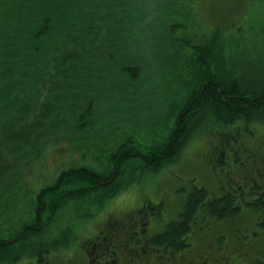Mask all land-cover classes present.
Instances as JSON below:
<instances>
[{"label":"trees","instance_id":"1","mask_svg":"<svg viewBox=\"0 0 264 264\" xmlns=\"http://www.w3.org/2000/svg\"><path fill=\"white\" fill-rule=\"evenodd\" d=\"M196 3V0H0V91L8 87L5 90L8 97L0 99V121L5 120L1 128L10 126L9 123L18 127L32 119L31 114L17 117L21 106L13 105L12 100L19 103L27 97L43 103L58 93L73 100L78 92L83 94L79 102L86 103L79 119L81 130L88 128L81 133H87L91 146L101 150L103 147L93 141L97 116L116 115L125 107L133 110L143 98H165V81L177 88L174 96L183 95L186 90L184 98L172 97L176 101L170 102L169 107L147 106L152 110L150 126L145 127L153 137L150 144L129 136L111 154L112 167L105 161L101 168L69 165L52 183L38 189L31 217L27 220L24 216L23 222L8 234L0 232V264H15L32 256L39 263L48 264L53 252L69 247L79 238L74 225L80 217L93 216L99 207L142 177L179 158L190 137L203 131L209 122L231 125L241 121L247 128L228 139H246L253 133L248 124L264 121V78L241 76L233 59L234 50L246 54L248 45L259 47L260 43L247 39L255 33L249 34L241 25L238 33L245 31V34L238 39L231 35L222 38L215 30L203 33V40L195 34L185 35L190 14L197 11ZM257 30L263 31L264 27ZM261 35L264 37V32ZM171 45L193 50V59L187 60L191 61L189 65H173L175 62L167 55ZM226 47L231 52H226ZM193 61L194 67L187 69ZM153 66L146 77L145 72ZM120 75L130 79L132 85H123ZM53 76H58L59 89H52ZM180 76H192L193 80L182 89ZM148 83L151 88H146ZM139 84L145 87L147 96L146 91L136 92ZM131 87L133 91L128 90ZM112 99L117 106L108 107ZM128 99L133 104L129 105ZM37 106L33 102L29 108L34 117L39 113ZM61 106L66 107V103L61 101ZM45 123L52 124L49 120H42L40 128L39 124H33L30 137L44 130ZM13 168L15 178L16 165L5 166L8 176ZM184 192L187 194L183 210L152 237V246L177 249L184 246L185 237L190 240L195 214L210 195L202 185ZM27 198V192L15 189L13 184L8 187L1 183L0 218L14 214ZM209 202L210 209L220 216L234 213L226 198ZM150 206L142 210L149 212ZM78 207L81 209L77 210ZM70 211L79 213L71 215ZM129 217L110 220L120 223ZM4 220L0 221V230L10 223ZM133 238H129L130 243L136 242ZM98 239L95 234L85 239L82 252L87 264H101L96 259L100 247L94 248L93 244ZM114 242H118L116 237ZM111 246L115 255L129 249L127 244ZM113 254L104 251L107 264H111Z\"/></svg>","mask_w":264,"mask_h":264},{"label":"rangeland","instance_id":"2","mask_svg":"<svg viewBox=\"0 0 264 264\" xmlns=\"http://www.w3.org/2000/svg\"><path fill=\"white\" fill-rule=\"evenodd\" d=\"M196 1L197 5L196 9H194L197 11H193L190 14L188 32L185 35L195 34L197 39L203 40V33H213V30H215L221 34L225 33L223 35L219 34L222 38L227 39L231 35L238 39V36H241L242 33L245 34V31H243L239 35L238 27L241 25L246 27L249 34L255 33L254 36L249 35L247 39L250 42L252 40L256 41L260 45L259 47L248 45V50H253L252 53H248V50L246 54L238 53V50H234L235 68L241 72V76L252 79L264 78V37L261 35L264 30L260 32L257 30L264 27V0ZM226 48V52H231L229 47ZM239 50L241 49L239 48ZM168 51H171L167 53L168 59H173L172 62H175L174 66L189 65L188 63L191 61L187 62V60L193 59V50L188 47L171 45ZM61 56L62 54L58 58L60 59ZM194 62L187 69H192ZM152 69H154V66L149 67L144 75L147 77ZM56 78L58 76L52 77V80L55 79L51 83L52 89H59V84L56 82L58 79ZM119 79L124 82L123 85L131 84L130 79L124 75H120ZM192 80V76H187L186 78L180 76L179 87L184 89L186 84L188 85ZM155 81L157 80L155 79ZM165 82V98H161V96L159 98L158 96H153L151 99L143 98L139 100L138 105L133 110L129 111L125 107L124 110L122 109L116 115L105 112L106 114L97 116L98 123L94 129L96 136H94L93 141L98 143L94 144L103 147L101 148L102 151L91 146L90 140L87 139V133H81V131L85 132L88 130V128L81 130L82 124L79 121L83 107L86 105L85 102H79L80 99L83 100V94L76 92L72 100L58 93L53 99L43 101V103L36 101V99H26L27 97L25 99L22 98L23 100L19 103L12 100L13 105L20 104L21 106L16 112L17 117L32 115V119L23 124H32V126L21 125L16 127L15 123H13L14 125L9 123L10 126L6 125L4 127L7 129L5 130L1 128L5 120L0 121V184L6 183L8 187L13 184L15 189L27 192L28 198L25 199V203L21 208L15 209L17 211L14 214L0 218V221L3 219L7 222L10 221L7 226L1 228L0 232L8 234V232L15 230L23 222L24 216L28 220L32 215L31 207L36 191L42 186L52 183L67 166L95 165L101 168L105 161L112 167L114 163L111 154L114 153L120 142L129 136H136L140 140L142 139L144 144H150L153 137L150 131L145 130V127L150 126L151 120L149 119L152 116V110L148 109L147 106L159 107V105H164L169 107L170 102L176 101L172 97L180 99L186 95V90H184L183 95L177 96L175 94L176 96H174L177 88H174L171 82ZM140 84L136 88V92L140 90L142 92L146 91L145 87ZM150 84L148 83L146 88H151L149 87ZM6 88L0 91V99L8 97V91H5L8 90V87ZM132 89L133 87L128 90ZM182 89H178V92L182 91ZM61 101L66 103V107L61 106ZM33 102L38 104L37 110L39 111L35 117L33 110L29 111ZM127 102L129 105L133 104L130 99ZM107 106L115 107L117 105L112 99L111 101L109 100ZM21 110H23L22 113H20ZM42 120L45 122L49 120L52 124L47 126L45 123L44 126L46 128L44 130L30 137L33 124H39L38 127L40 128ZM245 125L241 121L231 125H219L209 122L203 131H197L190 137L179 158L167 163L158 172L142 177L141 180H138V182L126 188L118 196L99 207L93 216L80 217L81 219L74 225L76 235L80 234L79 238L77 237L76 241L69 247L53 252L48 264H87V258L82 252L85 239L87 236H94L107 219L126 218L128 215L135 213L137 210H142L148 205H158V208L165 209L166 215L164 219L161 218L162 222L177 218L179 212L183 210L185 198L183 195L185 192L181 193L178 188L184 183L186 185L189 178L196 177L195 179L208 184L212 191H216L217 185L210 171L204 167L203 162L210 164L212 154L220 144L227 140H232L233 138H228L232 134L234 135L236 132L247 128ZM248 125L253 130V133H251L253 136L246 138L248 139V148L257 149L258 145L264 146V121L260 120V122H253ZM8 164L16 165L15 178L14 168L12 174L8 176L5 170V166ZM10 170L11 167L9 172ZM25 207L27 208L26 210H24ZM80 209L79 207L77 208V210ZM72 211L69 214L79 213L77 211L73 213ZM37 259L36 256H32L15 264H41Z\"/></svg>","mask_w":264,"mask_h":264},{"label":"flooded vegetation","instance_id":"3","mask_svg":"<svg viewBox=\"0 0 264 264\" xmlns=\"http://www.w3.org/2000/svg\"><path fill=\"white\" fill-rule=\"evenodd\" d=\"M247 140H227L213 152L210 164L203 162L217 185L216 191L196 177L178 188L183 193L202 185L210 195L207 203L198 208L190 240L185 237L184 246L176 249L150 244L170 221L162 222L165 209L153 205L149 212L137 210L120 223L107 219L95 234L99 239L92 240L94 248L100 247L96 259L107 264L104 251L113 254L111 244H127L129 249L113 254L111 264H264V146L248 148ZM224 198L230 200L234 213L220 216L210 209L209 201ZM115 237L118 242H114ZM130 237L136 242L130 243Z\"/></svg>","mask_w":264,"mask_h":264},{"label":"bare ground","instance_id":"4","mask_svg":"<svg viewBox=\"0 0 264 264\" xmlns=\"http://www.w3.org/2000/svg\"><path fill=\"white\" fill-rule=\"evenodd\" d=\"M188 233V232H187ZM236 234V233H235ZM182 238V237H181ZM154 248V247H153Z\"/></svg>","mask_w":264,"mask_h":264}]
</instances>
